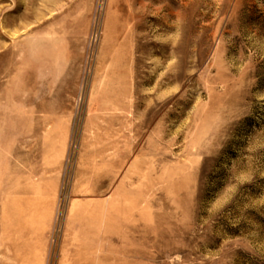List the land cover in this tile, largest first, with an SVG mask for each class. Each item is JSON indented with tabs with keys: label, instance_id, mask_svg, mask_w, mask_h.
<instances>
[{
	"label": "rangeland",
	"instance_id": "374dc122",
	"mask_svg": "<svg viewBox=\"0 0 264 264\" xmlns=\"http://www.w3.org/2000/svg\"><path fill=\"white\" fill-rule=\"evenodd\" d=\"M0 264H264V0H0Z\"/></svg>",
	"mask_w": 264,
	"mask_h": 264
}]
</instances>
